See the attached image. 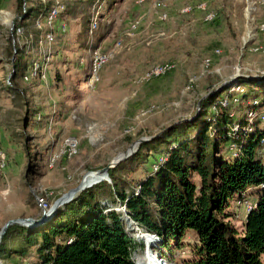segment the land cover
Instances as JSON below:
<instances>
[{
  "label": "rangeland",
  "instance_id": "374dc122",
  "mask_svg": "<svg viewBox=\"0 0 264 264\" xmlns=\"http://www.w3.org/2000/svg\"><path fill=\"white\" fill-rule=\"evenodd\" d=\"M94 1L38 0L40 5L66 6L62 18L65 23L67 18L69 34L57 39L65 34L60 25L53 26L56 19L51 21L49 15L47 28L43 20L36 22L35 29L43 36L38 44L35 37L32 43L22 35L14 45L8 39H13L15 22L20 20L18 0H0V233L12 220L34 223L13 225L8 229L11 234L44 226L67 204L52 212L56 203L88 176L107 179H98L85 190L112 184L111 170L121 163L115 165V160L135 142L190 122L200 115L204 99L239 77L264 79V0H115L111 6L113 0L105 5L102 0L101 7ZM34 6L26 3L24 9ZM88 20L91 31L97 28L99 49L92 32L88 41ZM62 30L67 31L66 24ZM17 46L26 51L30 63L29 70L15 78ZM98 57L103 59L100 69ZM156 69L163 73L152 75ZM148 74L150 80L145 79ZM233 91L241 92L239 87ZM145 152L149 155L145 163L126 175L135 188L163 158V150ZM220 153L226 156V149ZM107 168L106 174H96ZM193 180L200 185L197 175ZM41 198L49 208L40 206ZM256 201L250 194L241 205L232 201L231 221L239 232L249 214L246 205ZM114 209L124 214V207ZM147 235L140 231L134 235L143 247L136 251L137 264L149 259L187 264L192 258L193 235L170 249L158 245L160 238ZM29 253L26 259L0 257V264H35V250ZM160 255L167 260L172 255L175 263Z\"/></svg>",
  "mask_w": 264,
  "mask_h": 264
},
{
  "label": "trees",
  "instance_id": "16d2710c",
  "mask_svg": "<svg viewBox=\"0 0 264 264\" xmlns=\"http://www.w3.org/2000/svg\"><path fill=\"white\" fill-rule=\"evenodd\" d=\"M94 2L101 7L102 0ZM26 3L36 6L25 11ZM114 3L115 0L110 1V6ZM55 6L54 2L40 5L38 0H18L20 20L15 22L14 33L17 31L18 35L21 30L26 40L35 37L38 44L43 36L36 30V22L43 20L47 28L45 21ZM64 9L53 25H60L61 33L65 34L57 39H65L69 34L66 14L70 7L64 15L66 23L62 18ZM63 24L67 26L65 33ZM91 24L88 20V41L89 34L92 32L94 36L97 30L91 31ZM29 28L32 31L28 32ZM8 40L12 42L11 38ZM93 40L98 48L95 36ZM88 45L87 42V48ZM16 53L15 78L28 71L30 63L21 46H17ZM7 55L14 56L12 51ZM234 87H239L241 92L233 91ZM261 91H264V79L239 77L234 84L210 95L201 102L200 115L143 143L134 155L111 170L112 184L102 183L85 190L44 226L22 228L12 234L8 231L0 247V257L26 259L34 249L35 264H137L136 251L143 247L134 235L140 231L160 238L158 245L162 249H170L171 244L177 247L193 235L192 258L187 264H264ZM225 95L230 103L224 100ZM221 148L226 149V156L220 153ZM147 149L149 153L163 150V158L156 159L152 172L135 188L126 175L145 163L149 156ZM194 175L200 178V185L194 182ZM249 194L255 195L257 201L246 205L249 214L239 232L231 221L235 218V213L230 211L231 203L237 200L241 205ZM117 206L125 208L133 225L128 226L125 214L114 209ZM162 255L166 262L175 263L172 255L168 257L170 261Z\"/></svg>",
  "mask_w": 264,
  "mask_h": 264
},
{
  "label": "bare ground",
  "instance_id": "6f19581e",
  "mask_svg": "<svg viewBox=\"0 0 264 264\" xmlns=\"http://www.w3.org/2000/svg\"><path fill=\"white\" fill-rule=\"evenodd\" d=\"M63 9H64L63 6L56 5V6L52 9V11H51V13H50V15H51V16H50L51 21L54 20V19H56V18L59 16L60 11L63 10ZM25 11H26V9H25ZM11 29H13V27H11ZM14 30H15V28H14ZM22 34H23V32H22L21 30H18V36L21 37ZM99 58H101V57H98V58H97L98 61H99ZM101 59H102V58H101ZM37 73H38V69H34V70H33V75L36 76ZM162 73H163V70H162V69H156V70L153 72L152 75L158 76V75H161ZM145 79H146V80H150V79H151V75H150V74L146 75ZM263 119H264V117H263ZM75 148H76V147H75V144H71V145H70V151H71V152H74V153H75V152H76V149H75ZM135 148H137V145L134 146V149H135ZM125 155H126V153H125L124 155H122V157H124ZM122 157H119V158L116 159L115 161L119 160V159L122 158ZM99 174H100V173H99ZM98 179H99V177H97L96 175H90V176H88V178L85 180V182L83 183V185L79 186L77 189H75L74 191H72L71 193H69V195H66L62 200L58 201V202L56 203L55 207L52 209V212H53L56 208L62 207V206H63L64 204H66L69 200L76 198V197L80 194L81 190H83L84 187H87V186H89V185H92V184H93L94 182H96ZM99 180H100V179H99ZM99 180H98V181H99ZM88 182H89V183H88ZM39 203H40V206H43V205H44L45 208H46V207L49 208V206L47 205L46 200H45L44 198L39 199ZM148 236L151 237V238H153V239H154V237H155V236H152V235H147V236H144V237H148ZM144 237H142V239H143ZM146 239H148V238H146ZM155 239H157V238L155 237ZM138 240H139V239H138ZM143 240H144V239H143ZM146 264H162V263H156L155 260H153V259H149L148 261L146 260Z\"/></svg>",
  "mask_w": 264,
  "mask_h": 264
},
{
  "label": "water",
  "instance_id": "95a60500",
  "mask_svg": "<svg viewBox=\"0 0 264 264\" xmlns=\"http://www.w3.org/2000/svg\"><path fill=\"white\" fill-rule=\"evenodd\" d=\"M156 138V136H154V137H152V138H150V139H146V138H141L140 140H138L137 142H135L131 147H130V149L127 151V153H126V155L124 156V157H122V158H120L119 160H117L114 164L115 165H117V164H119L120 162H122L123 160H126V159H128L129 157H131L132 155H134L138 150H139V148H140V146L143 144V143H145V142H148V141H150V140H154ZM135 145H137V148H135L134 149V146ZM108 170H109V168H107V169H105V170H103V171H99V172H97L96 174H101L102 172H105V174L108 172ZM105 179H107V178H104V179H102V180H105ZM109 179V178H108ZM101 179L98 181V182H100V181H102ZM89 186H87V187H84L83 188V190H85L86 188H88ZM83 190H81V192L83 191ZM70 201H72V200H70ZM67 203H69V201L67 202ZM57 209V208H56ZM124 214H125V221H126V223L128 224V226L129 225H133V222L130 220V218L126 215V211H124ZM34 223V221L32 220V219H23V220H12V221H9L6 225H5V227L3 228V230L1 231V233H0V245H1V243H2V240H3V238H4V236H5V234L7 233V231H8V229L11 227V226H13V225H22V226H28V224H30V223Z\"/></svg>",
  "mask_w": 264,
  "mask_h": 264
},
{
  "label": "built area",
  "instance_id": "2783aa9c",
  "mask_svg": "<svg viewBox=\"0 0 264 264\" xmlns=\"http://www.w3.org/2000/svg\"><path fill=\"white\" fill-rule=\"evenodd\" d=\"M132 25H133V23H131L130 26H132ZM18 40H19V36L16 35L15 33H13L12 42L14 43V45H16V43L18 42ZM101 51H104V50H102V48H101ZM102 61H103V59L99 58V69L102 67Z\"/></svg>",
  "mask_w": 264,
  "mask_h": 264
},
{
  "label": "crops",
  "instance_id": "0c3cea01",
  "mask_svg": "<svg viewBox=\"0 0 264 264\" xmlns=\"http://www.w3.org/2000/svg\"><path fill=\"white\" fill-rule=\"evenodd\" d=\"M72 5V4H71ZM74 5V4H73ZM70 7V6H69ZM10 13V12H9ZM13 19V16L9 19V22ZM14 260V259H13ZM13 262V261H12ZM13 264V263H12Z\"/></svg>",
  "mask_w": 264,
  "mask_h": 264
}]
</instances>
